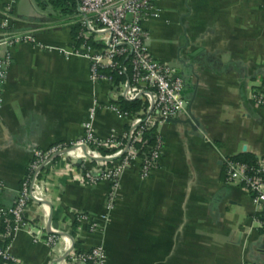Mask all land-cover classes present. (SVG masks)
<instances>
[{
  "label": "crops",
  "instance_id": "0c3cea01",
  "mask_svg": "<svg viewBox=\"0 0 264 264\" xmlns=\"http://www.w3.org/2000/svg\"><path fill=\"white\" fill-rule=\"evenodd\" d=\"M6 4L0 0V18ZM76 7L71 16L37 0L14 7L16 31L33 33L36 43L9 50L0 107L6 205L34 151L80 139L95 103L92 123L101 139L127 129L112 108L119 103L110 85L92 82L89 61L75 54ZM155 12L144 23L146 47L158 61L176 65L186 85L184 113L157 125L165 143L159 165L147 179L138 168L125 173L108 209V184L83 181L67 152L53 157L40 171L44 201L30 204L26 229L6 237L0 225V243L8 240L17 264H78L68 258L70 243L78 251L102 246L106 264H264L258 223L264 203L257 210L246 189L226 183L224 165L229 158L264 156V108L252 97L264 92V1L158 0ZM189 118L191 125L184 123ZM82 218L96 222L98 231ZM52 235L54 246L47 243Z\"/></svg>",
  "mask_w": 264,
  "mask_h": 264
},
{
  "label": "built area",
  "instance_id": "2783aa9c",
  "mask_svg": "<svg viewBox=\"0 0 264 264\" xmlns=\"http://www.w3.org/2000/svg\"><path fill=\"white\" fill-rule=\"evenodd\" d=\"M18 0H7L0 18V107L3 104L4 84L11 66L9 50L22 43H36L33 33H19L14 27V7ZM158 0H76L78 4L79 45L75 54L84 56L90 64V79L107 83L111 96L119 104L112 106L120 118L128 121L121 136L101 139L92 120L97 113L95 103L83 124V135L73 143L57 144L47 151H34L33 160L14 201L3 202L5 185L0 181V225L6 237L26 229L25 214L30 204L43 202L38 177L42 167L53 157L67 152L78 163L80 176L91 186L106 183L108 209L115 207L119 198L123 175L138 168L141 179H147L157 168L164 153L165 143L157 134L160 122L175 120L184 113L185 81L168 64L158 61L147 49L148 38L144 23L156 17ZM264 1V0H263ZM255 103L264 108V92L253 94ZM121 102L140 103L135 114L124 112ZM154 133V145L147 147L146 134ZM103 152H105L103 154ZM226 183L246 189L254 206L260 210L264 203V156L248 164L229 158L224 161ZM91 232L98 224L82 218ZM264 231V220H258ZM40 234L34 237L38 243ZM57 237L47 243L54 246ZM70 243V242H69ZM68 258L78 264H106L102 246L78 251L67 245ZM0 260L17 264L9 248L0 247Z\"/></svg>",
  "mask_w": 264,
  "mask_h": 264
},
{
  "label": "trees",
  "instance_id": "16d2710c",
  "mask_svg": "<svg viewBox=\"0 0 264 264\" xmlns=\"http://www.w3.org/2000/svg\"><path fill=\"white\" fill-rule=\"evenodd\" d=\"M38 4L42 8H47L51 7L55 11L58 12L59 15H66V16H71L76 10L77 2L75 0H37ZM79 29L73 30V39L75 42L79 43L78 37H79ZM120 106L124 112H129L131 114H135L140 110V103L134 102V103H126V102H121ZM145 140L147 142V147L154 145L155 138H154V133H149L146 134ZM105 153V152H103ZM235 160H239L244 163L248 164H255L256 163V158H253L251 156H240L237 158H234ZM260 220H264V216L260 217ZM1 232H5L4 228L1 229ZM8 245V240L4 243H0V247L4 248ZM0 264H11L9 262H4L3 260H0Z\"/></svg>",
  "mask_w": 264,
  "mask_h": 264
},
{
  "label": "water",
  "instance_id": "95a60500",
  "mask_svg": "<svg viewBox=\"0 0 264 264\" xmlns=\"http://www.w3.org/2000/svg\"><path fill=\"white\" fill-rule=\"evenodd\" d=\"M181 65L185 68V69H192L193 68V66L192 65H188V64H186V63H184V62H182L181 63ZM176 65H174L173 63H172V65H169V67L173 70V69H177V67H175ZM178 70V69H177ZM177 77H182L183 78V75H182V73H180V75H177ZM170 122H175V121H173V120H170ZM184 123H188V124H193L192 123V120L189 118L187 121H184Z\"/></svg>",
  "mask_w": 264,
  "mask_h": 264
}]
</instances>
